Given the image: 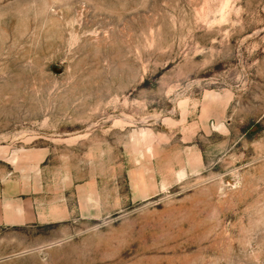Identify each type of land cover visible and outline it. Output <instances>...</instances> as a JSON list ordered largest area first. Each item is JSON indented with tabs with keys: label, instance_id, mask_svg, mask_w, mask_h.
Wrapping results in <instances>:
<instances>
[{
	"label": "rangeland",
	"instance_id": "rangeland-1",
	"mask_svg": "<svg viewBox=\"0 0 264 264\" xmlns=\"http://www.w3.org/2000/svg\"><path fill=\"white\" fill-rule=\"evenodd\" d=\"M0 264H264V0H0Z\"/></svg>",
	"mask_w": 264,
	"mask_h": 264
}]
</instances>
